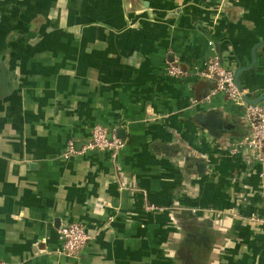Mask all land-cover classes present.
I'll use <instances>...</instances> for the list:
<instances>
[{"label": "crops", "instance_id": "obj_1", "mask_svg": "<svg viewBox=\"0 0 264 264\" xmlns=\"http://www.w3.org/2000/svg\"><path fill=\"white\" fill-rule=\"evenodd\" d=\"M211 40L264 107V0H0L6 264H264L262 166L233 151L243 108L167 74L218 56ZM95 125L126 140L118 159L65 157ZM72 222L92 236L79 258L60 251Z\"/></svg>", "mask_w": 264, "mask_h": 264}, {"label": "built area", "instance_id": "obj_2", "mask_svg": "<svg viewBox=\"0 0 264 264\" xmlns=\"http://www.w3.org/2000/svg\"><path fill=\"white\" fill-rule=\"evenodd\" d=\"M209 44L214 47L212 42ZM167 74L173 78L196 76L214 82L216 87L205 96L204 102H209L214 95L223 92L232 102L243 108L249 134L235 144L233 151L237 152L240 148L245 147L254 153L255 158L262 166L260 176L264 195V107L244 100L242 92L239 91L235 83L234 72L226 69L220 63L218 56L209 58L203 67L194 66L192 69L183 67L178 62H171L167 67ZM125 147L126 140L119 137L115 131L110 132L104 126L95 125L90 131V137L81 149L75 150L74 144L69 142L64 156L69 157L70 154L100 151L108 152L111 159L115 161ZM150 209L156 210L157 207L151 206ZM91 238L92 236L89 235L82 223L72 222L61 225L59 228V239L62 243L61 254L70 258H79ZM0 264H6V262L0 258Z\"/></svg>", "mask_w": 264, "mask_h": 264}, {"label": "water", "instance_id": "obj_3", "mask_svg": "<svg viewBox=\"0 0 264 264\" xmlns=\"http://www.w3.org/2000/svg\"><path fill=\"white\" fill-rule=\"evenodd\" d=\"M210 42H212L213 43V45H214V49H215V51H216V53H217V55H218V57H219V61H220V63H221V59H220V54H219V51H218V48H217V44L213 41V40H211ZM222 64V63H221ZM251 67H246V68H240V69H238V70H236L235 72H234V80H235V83H236V85H237V87H238V89H239V91L240 92H242V87H241V85H240V76H241V74L244 72V71H246V70H248V69H250ZM6 77H8V76H6V72L4 71V70H2V71H0V84L2 83V85H4L5 84V82L7 81V79L8 78H6ZM8 87H10V84H11V82L8 80ZM251 103H253V104H258L259 103V101H250ZM211 118L212 119H214L215 120V118L213 117V116H211ZM202 120H206V116H200L199 117V121L200 122H202ZM219 121V120H218ZM218 121H214L213 122V125H212V127L210 128L211 129V132L212 133H214V134H217L218 133V131H219V128H220V121L218 122ZM203 239H207L206 237H203Z\"/></svg>", "mask_w": 264, "mask_h": 264}]
</instances>
